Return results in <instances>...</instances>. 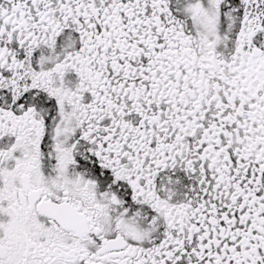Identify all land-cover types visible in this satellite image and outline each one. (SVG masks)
<instances>
[{
  "label": "snow or ice",
  "instance_id": "snow-or-ice-1",
  "mask_svg": "<svg viewBox=\"0 0 264 264\" xmlns=\"http://www.w3.org/2000/svg\"><path fill=\"white\" fill-rule=\"evenodd\" d=\"M0 264H264V0H0Z\"/></svg>",
  "mask_w": 264,
  "mask_h": 264
}]
</instances>
